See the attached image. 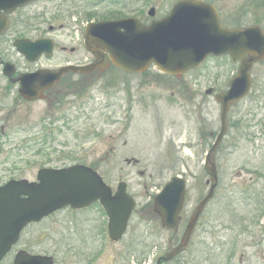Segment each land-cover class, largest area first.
Returning a JSON list of instances; mask_svg holds the SVG:
<instances>
[{
    "label": "rangeland",
    "instance_id": "374dc122",
    "mask_svg": "<svg viewBox=\"0 0 264 264\" xmlns=\"http://www.w3.org/2000/svg\"><path fill=\"white\" fill-rule=\"evenodd\" d=\"M200 1L212 5L228 28L255 25L264 32V0ZM176 2L41 0L20 16L30 17L33 20L29 21L40 24L43 31L48 27L56 29L58 24L75 27L74 35L80 34L85 24L111 14L134 17L148 24L150 9L155 10V19L161 18ZM16 21L20 23L18 18L13 23ZM61 36L62 32L51 36L57 48L75 45L62 41ZM77 49L75 58L88 57L82 45ZM0 50L20 71L33 68L16 54L10 43H2ZM63 56L66 55L56 49L50 60H41L37 66L56 67L62 64ZM236 67L227 58H210L203 67L183 76L177 86H173L175 79L155 69L138 77L109 70L95 79L87 93L79 94L81 97H68L63 108L51 107L41 100L19 99L16 87L8 83L0 69V186L11 179L33 181L43 168L92 166L112 190L119 182L126 183L128 193L137 203L129 223V236L141 235L142 241L141 246L129 248L128 237L117 245H109L107 238L99 240L103 243L99 255V246L92 237L94 228L105 222L100 223L102 214L95 206L86 213L64 210L29 226L16 248L51 255L56 260L65 256L67 246L73 254L98 253L91 264H123L127 251L146 260L157 251L166 252L170 231L160 227L152 200L176 175H183L188 181L190 201L204 190L199 182L203 176L201 125L214 119L216 123L219 113L212 95L206 96L204 89L212 83L218 90L226 89ZM251 76L249 96L229 116L230 121L241 124L230 129L217 160L219 181L221 178L218 206L223 222L220 244L214 248L212 236L207 235L203 251L200 248V257L206 259L201 264H264L260 226L264 216V60L254 66ZM13 77L14 74L8 79ZM214 206L208 208L207 215L213 213ZM77 221L82 223L77 225ZM12 260L10 253L1 264H12ZM68 262L80 264L73 257Z\"/></svg>",
    "mask_w": 264,
    "mask_h": 264
},
{
    "label": "water",
    "instance_id": "95a60500",
    "mask_svg": "<svg viewBox=\"0 0 264 264\" xmlns=\"http://www.w3.org/2000/svg\"><path fill=\"white\" fill-rule=\"evenodd\" d=\"M32 1L0 0V12L9 14ZM148 14L152 17L154 10L151 9ZM4 27V22H1L0 31ZM51 45L46 40L14 43L15 49L30 63L43 53L49 56ZM84 45L98 61L94 66L22 75L11 80L19 84L18 95L28 102L38 100L40 94L50 89L63 73H89L94 68H100L105 58L108 59L107 65L110 62L127 74L142 73L153 64L164 74L177 77L198 68L209 56L228 55L234 62H239L236 76L228 83V91L216 97L221 105L222 128L207 161L226 133L225 119L229 107L249 92L253 64L264 59V33L259 27L244 30L222 27L214 8L199 0H181L166 17L147 26L135 18L89 24L85 29ZM13 74L14 67L5 64L3 75L11 78ZM206 171L214 180V170ZM184 194V182L174 178L154 199V209L163 227L176 225ZM211 195L212 191L198 206L185 231V240L166 259L174 257L185 246L198 215ZM96 202L100 203L108 218L109 239L119 241L136 207L134 199L126 192L125 183L118 184L116 192L112 194L94 171L76 165L58 170L42 169L37 173L36 182L13 180L1 186L0 262L17 243L20 233L28 224L37 223L66 208L81 209ZM262 229L264 232V223ZM13 264H52V258L19 251Z\"/></svg>",
    "mask_w": 264,
    "mask_h": 264
},
{
    "label": "flooded vegetation",
    "instance_id": "af4514ba",
    "mask_svg": "<svg viewBox=\"0 0 264 264\" xmlns=\"http://www.w3.org/2000/svg\"><path fill=\"white\" fill-rule=\"evenodd\" d=\"M26 8H28V7H25V8H22V9L16 11V12H13L12 14H10L8 16L5 14L1 15L2 16L1 20L3 18L8 19V26H7L6 31L0 36V41H7L8 39H10L11 43L13 44V42H15L16 40L29 39L32 37L31 36L28 37V35L30 34V31L33 30V31H35V36H34L35 39H33V40H38V39L47 38V37L50 38V36L52 34H54L56 32H62L63 36H61L60 39L62 41L66 40L67 43L73 42V44H75V45L70 46V47H65L64 45H61L60 47L57 48L56 43H54L53 49L54 50L58 49L62 55H66V56H63V62H62V64L57 66V68H52L49 66L36 67L33 70H24V72L33 73V72L40 70V69L53 71V69L58 70L60 68L67 67V66L88 67L89 65L94 63V58L92 56H88L86 59H83V60H78L77 58H75V55L78 54L77 46L82 45V48H83V32L80 34H74L73 35V33L75 32V27H72V29H70L66 26L61 25L62 26L61 28L51 29V30H49L50 27H48L46 29V32L44 33L42 28L38 24H36V23H35L36 25L29 24L28 21L31 20L29 18H23L22 19L21 17L17 16L18 21L20 23L18 24L17 21H16V23H13V20L15 21V19H16V18H13V16H15L16 14L19 15ZM25 21L27 23H25ZM3 56H4V54L0 55V64L1 65H2L1 62L5 61L3 59ZM108 69H110V67ZM96 77H97V75H96L95 71H93L92 73H89L87 75L80 74L79 72L64 73L61 75L60 79L57 82H54L53 86L50 89L44 91L41 94L42 99H40V100L45 102L47 105H49L51 107L60 105L61 103L65 102V100H68V97H70V96H74V95L80 96L83 93H85L93 85ZM179 83L180 82H178V80H177L174 82L173 86H177V85H179ZM204 90H205L204 94L206 96L212 95L213 99L216 97L217 93L221 92L220 90L217 89V86L215 85V83H212V86H208ZM217 107L220 111L219 105H217ZM204 120H202V121H204ZM214 120H212V123H210L209 121L208 122L204 121L201 125V133L204 134V137L202 139H200L199 143L202 144V155H201L202 162H200V164L201 163L203 164V171H204V160H205L206 153L212 147V144L214 143L216 136L219 132L218 129H220L219 121L214 123ZM222 147H223L222 145H220L218 147V149L215 152V156H214L213 168L216 169V171H215V176H216L215 187L216 188H214L213 197L204 206V209L202 210V212L198 216L196 222L194 223L192 233L190 234V237L188 240V244L186 245L184 250L171 259H166V252L160 254V252L157 251V253L151 257V259H147V260H146V258H143L141 255L140 256L136 255L138 253L133 255V253H129V251H127L125 253V255L123 256V258H124L123 264H201V262H203V261L205 262L206 259L205 258L202 259L200 257V248L202 247V251H203V247H205L206 242H207L206 241L207 235L209 234L210 236H212L211 237V240H212L211 244H212V246L217 247L219 245L220 236H221L222 229H223V223L221 221V219H222L221 214L216 213L214 215H212V214L207 215L208 208L213 203L216 204V193H217V190L219 188L217 173H218V170H220V168L218 167L217 155L222 150ZM205 168H206V166H205ZM208 169H211L210 163L208 165ZM176 176H181V178H184L186 180V178L183 177V175H176ZM208 180H209V178L207 177V175L203 176L201 178V180H199L200 182L203 183L204 190H206V193H208V191L210 190V187H211L210 185L212 184V182H210ZM186 182H187V180H186ZM203 191L200 194H198V196H196V200H193V198H192V200L190 201L191 196L188 197L189 189H187L186 195H185V203H184V206L186 208L184 207L185 210L183 209L182 214H180L176 228H173L172 230H167V231H170V235H169L170 238L167 241V247H166L168 252H171L172 251L171 249L177 247L180 244V242L182 241V239L184 237V233L187 230L188 225L190 224V221L193 219L192 216L195 214L197 206L206 196V193H205V195H203ZM195 195H197V194H195ZM187 197L189 198L188 199V205L186 202ZM88 209H89V211L91 210L90 207H88V208H85L82 210H76V211H72V212H74V213H77V212L78 213H83V212L86 213V212H88ZM104 222H105V224L100 225V227H98V228H94L95 231H94V235L92 237V239L94 241L95 240L97 241V244L99 246V248H98L99 255H101V249H102V244H103V243H99V240H106V238H107V220H106L105 215L103 214L101 219H100V223H104ZM76 223H77V225H80L82 222L80 223L77 221ZM88 232H91V231H88ZM127 237L130 239L129 248H133L134 246H136V247L141 246V244H142L141 235L140 236H136V235L135 236H132V235L129 236V232H128L124 236V238H127ZM122 241H120L118 243H113V242L109 241V243H110L109 245H117V244L122 243ZM18 243H19V241H18ZM81 243H82V245H84V242L81 241ZM69 248L70 247L67 246V252L65 253V256L62 259H60L62 262L60 260H56V258L53 257V259H54L53 264H68L69 263L68 262L69 257H73L80 264H91L98 256V253L96 255H94V253L90 254V253H85V252H79V253L73 254V252H71V250ZM154 248H155V244L151 246V250ZM14 250H15L14 251V253H15L16 251H18L20 249L15 248ZM202 255H203V253H202Z\"/></svg>",
    "mask_w": 264,
    "mask_h": 264
},
{
    "label": "trees",
    "instance_id": "16d2710c",
    "mask_svg": "<svg viewBox=\"0 0 264 264\" xmlns=\"http://www.w3.org/2000/svg\"><path fill=\"white\" fill-rule=\"evenodd\" d=\"M118 18H123V17L116 16L115 14H111V15H108V16H104L101 19L105 20V19H118Z\"/></svg>",
    "mask_w": 264,
    "mask_h": 264
}]
</instances>
